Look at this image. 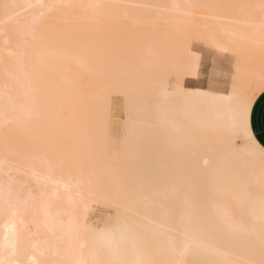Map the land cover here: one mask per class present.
Wrapping results in <instances>:
<instances>
[{
	"label": "bare ground",
	"instance_id": "obj_1",
	"mask_svg": "<svg viewBox=\"0 0 264 264\" xmlns=\"http://www.w3.org/2000/svg\"><path fill=\"white\" fill-rule=\"evenodd\" d=\"M263 80L264 0H0V262L260 264Z\"/></svg>",
	"mask_w": 264,
	"mask_h": 264
},
{
	"label": "snow or ice",
	"instance_id": "obj_2",
	"mask_svg": "<svg viewBox=\"0 0 264 264\" xmlns=\"http://www.w3.org/2000/svg\"><path fill=\"white\" fill-rule=\"evenodd\" d=\"M247 110V105H245V111ZM247 132V128H245ZM251 139H254L252 137ZM264 152V148L261 149ZM9 197H11V193L9 192ZM10 205L11 200L7 201ZM261 215L264 218V199L261 200L260 203ZM16 213L12 211L13 217V225ZM22 222V221H21ZM7 227V226H6ZM139 224H134L129 222L128 220L122 219L120 216H117L114 222L110 224H106L102 229H92L97 241L103 245H107L111 247L118 255L123 256L126 252L127 245L132 243L135 246V242L138 239L137 228ZM262 232H264V223H262ZM13 239H15V232L13 231ZM5 240H8V236H5ZM185 244V248L189 246V244H199L198 241L191 240L188 236H185L183 241ZM2 264V262H0ZM107 264H148V262L144 261H133L127 259H118L108 261ZM260 264H264V260H261Z\"/></svg>",
	"mask_w": 264,
	"mask_h": 264
},
{
	"label": "rangeland",
	"instance_id": "obj_3",
	"mask_svg": "<svg viewBox=\"0 0 264 264\" xmlns=\"http://www.w3.org/2000/svg\"><path fill=\"white\" fill-rule=\"evenodd\" d=\"M110 113H109V121H108V129H107V138H110V140H114L115 141L119 140L121 138V134H119L120 132H122L120 130L119 124L120 125H126V119H125V113H124V100L120 95H117V93H114V95H110ZM120 130V132H119ZM119 136V139H118ZM116 141V142H117ZM113 148H115L114 146H117L116 144L112 143ZM91 212H90V217L94 220H92L93 222L97 221L100 223L101 220L103 219V216H107L110 212L109 209L104 207V206H99V204H93L91 205ZM94 208V209H93ZM105 208V209H104ZM101 219V220H100ZM97 220V221H96ZM218 264H222V263H218Z\"/></svg>",
	"mask_w": 264,
	"mask_h": 264
},
{
	"label": "crops",
	"instance_id": "obj_4",
	"mask_svg": "<svg viewBox=\"0 0 264 264\" xmlns=\"http://www.w3.org/2000/svg\"><path fill=\"white\" fill-rule=\"evenodd\" d=\"M255 99L250 113V128L260 148H264V80L250 89Z\"/></svg>",
	"mask_w": 264,
	"mask_h": 264
}]
</instances>
